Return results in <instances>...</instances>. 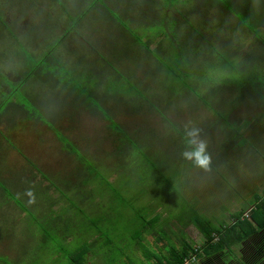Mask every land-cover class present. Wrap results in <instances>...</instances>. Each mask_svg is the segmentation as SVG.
Segmentation results:
<instances>
[{
  "label": "crops",
  "instance_id": "0c3cea01",
  "mask_svg": "<svg viewBox=\"0 0 264 264\" xmlns=\"http://www.w3.org/2000/svg\"><path fill=\"white\" fill-rule=\"evenodd\" d=\"M1 1L6 6V1ZM29 1L34 4L26 10L17 5L10 8L17 11L12 22L7 19L8 7L4 10L7 23L3 27L9 34L13 31L15 43L24 52H14L11 62H6L9 60L6 58V63L3 59L0 63V78L15 82L0 84V105L4 100L0 108V256L16 252L9 247L12 238H19V232L15 235L13 231L18 222L38 221L42 210L49 214L50 220H46L53 223L62 216L68 219L84 214L87 204L94 205L88 214L98 212L100 199L103 202L98 190L104 183L97 182L95 172L117 176L130 172L125 166L136 151L134 145L147 157L152 151L149 144L160 148L170 143L177 146L176 156L179 161L188 162L185 173L193 182L190 192L186 193L184 186L179 190L186 198H197L199 203L210 195V190L211 194L228 191L227 181L221 178L224 174L251 179L264 193L263 39L257 42V56L261 60L256 69L241 77L240 86L229 81L234 87L226 84L221 87L218 78L212 76V26H199V22L212 23L208 15L215 11L213 0H181L179 4L168 0ZM239 1L231 2L239 4ZM168 13L174 19L171 24L164 20ZM186 25L190 27L187 37L196 40H191L190 52H198L200 57L196 60H205L206 68H198V76L192 75L183 83L172 69L166 73L168 67L162 68L160 60L165 59L168 42L180 50ZM142 28L145 32L141 35L138 31ZM23 45L32 56L43 49L47 51L50 65L55 67L50 70V66L35 65L30 74L24 67L29 53L25 54ZM246 49L245 45L243 53ZM223 94L236 96L230 101V110L212 103V97L218 99ZM243 104L246 113L238 108ZM188 109L191 118L194 115L195 127L185 129ZM73 115L84 126L110 125L104 127L114 136L104 142L110 144L109 151L81 135L75 137L82 139L85 147H77L66 136V129L69 133L79 131ZM165 128L167 131L160 136L153 135L155 129L162 133ZM194 130L199 131L193 134ZM117 136L120 139L116 140ZM150 137L155 140L150 141ZM66 139L83 158L73 152ZM144 139L148 143L140 142ZM225 140L227 147L223 146ZM200 141L207 143L212 172L181 155L182 151H195ZM187 142L189 146L185 145ZM218 148L223 154L218 153ZM229 157L235 159L233 164L227 163ZM163 171L168 172V165ZM209 174H212L210 185L205 180ZM28 190L34 194L31 203L33 198L27 194ZM249 208L251 205L239 213L248 217ZM63 231L66 238L69 234ZM101 233L88 235L85 241L101 239Z\"/></svg>",
  "mask_w": 264,
  "mask_h": 264
},
{
  "label": "rangeland",
  "instance_id": "374dc122",
  "mask_svg": "<svg viewBox=\"0 0 264 264\" xmlns=\"http://www.w3.org/2000/svg\"><path fill=\"white\" fill-rule=\"evenodd\" d=\"M5 1L6 6H3V1L0 2V63H2V59L4 63L11 62L10 58L14 52L15 54H20L21 51L24 52L23 48L15 43L13 31L10 32V35L8 33L9 30L7 31L3 27V24L7 23V19L9 22H12V17L17 14V11H11L10 8H15L17 5L26 10L31 4H34L33 1L31 2L29 0ZM168 1L179 4L181 0ZM231 1L213 0V8H216L212 12V15L211 13L210 16L208 15L210 18L212 17L210 19L212 23L206 24L205 22H199V26L201 27L203 25L212 26V76L218 78L217 81L222 83L221 87L226 84L230 88L232 86L234 87L233 83L240 86L241 77L256 69L257 63L261 60L257 56L259 52L257 42L261 39L264 40V0H240L239 4H233ZM7 7L9 9L8 15L7 19H4V10ZM165 15H168V18L166 19L164 17V20L170 21L171 24L174 20L173 16L170 13ZM6 26L9 28L7 24ZM240 26H243L244 29H241L242 27ZM180 27L183 29V26ZM189 28V25H186L183 29L184 36L180 50L168 42L166 44L165 59L160 60L162 68L168 67L165 72H171L172 69L178 74L183 83L188 82L192 75L198 76V68H206L205 60H196V58L200 57L198 52H190L189 46L192 44L191 40L195 39L192 37L190 40L187 37L189 35L187 29ZM198 30L201 32L202 29L199 28ZM250 30L252 32L247 34ZM138 32L142 35L145 30L142 28ZM149 33L151 36H156L151 31ZM247 35L250 39H247ZM251 41L252 43L248 44ZM245 45L247 49L243 53ZM23 47L25 54L28 55L29 53L27 56L28 60L24 62V67L30 70V74L34 72L31 71L34 65L50 66V70L55 67V65H50L49 58H47L48 53L44 49L36 56H32L30 49L26 45H23ZM13 49L16 50L13 51ZM236 50L241 51L237 53ZM233 55H240V57H234ZM42 56L46 58H44L45 60L41 64H38L40 62L38 60ZM229 56H233V58ZM6 58L9 60L5 62ZM199 64H201L200 67L198 66ZM6 65L8 66L10 64L7 63ZM207 68L209 67L207 66ZM224 75L227 76L225 79H219ZM4 79L0 78V81L3 80L0 84H15L13 81H4ZM9 86L13 87L11 85ZM235 97L234 94H223L218 99L212 97V103L215 101L216 104L224 105L230 110V101ZM242 106L240 107L239 105L238 108H241V110L244 109V113H246V105L243 104ZM73 116L74 121L77 119L79 123V131L69 133L66 129V136L73 143H76L77 147L80 149H84L83 147H85L84 141L78 137L81 135L90 139V141L93 139V143L95 142L98 146L101 145V147H104V151H109L110 144H104V142L114 139V136L109 134L107 130H104V127L107 128L110 125H104L103 127V125L95 126L89 123L84 126L80 118L75 115ZM194 121V115L192 114L191 118L188 109V116H186L187 125H184V128L189 129L188 126L190 128L195 127L193 124ZM235 122H238V120ZM230 124L233 126L235 123ZM147 130H150L149 126ZM166 131L167 129L165 128L162 133H158V129H155L153 135L160 136ZM75 135H78L77 138ZM232 135L230 134L229 136ZM117 139H120V137L117 136ZM149 139L152 142L155 140L152 137ZM226 141L223 142V146L225 147L228 146ZM140 142L144 143L147 140L144 139ZM185 145L189 146L190 144L187 142ZM149 148L152 151L148 152V159L141 157L137 151H133L132 158L125 166V170H130V172H122L118 176L116 173L110 175L108 173L102 174L107 178L109 177L111 182L100 186L98 190V193L103 196V202L98 198L101 203L97 210L98 212L88 214L94 205L87 204L84 209V214L76 218L71 217L68 219L62 216L53 223L46 220H50L49 214L45 210H42L39 213L38 221L18 222V226L13 231L16 232L15 235H18L19 232V238H12L10 242L11 247H9L10 249L16 250V252L3 253V256H0V260L6 262V264L7 262L9 264H68L66 261V250H75V248L85 241L88 235L94 237L102 231V234L110 236L112 241L108 240L107 243V240L100 236L101 239H97L98 245L95 248L100 256H94L90 252L87 254L88 263L86 264H150L151 262L145 259L143 246L150 247L149 250L152 248L156 250L158 248L162 252V246L165 245V242H171L167 236L171 237L173 242L179 245V239L184 235L183 240L185 242L191 243L194 248L199 247L202 245L204 237L194 226V221L201 219L203 221L209 220L211 222L209 224L214 226L220 224L227 225L231 217L244 208H247L248 205L253 204L255 197L262 193L263 188L262 190L258 189V186H255L251 179L243 176L239 177L234 174L230 176L224 174L221 178L223 181H227V192L214 191L211 194L212 190H210V195L201 203L193 196L191 198L187 196L186 198L181 190H179V187L184 186L186 193L190 192L193 187V182L187 178V174L185 173L188 171V162L179 161L178 156H176L178 147L170 143L165 148L151 146L149 144ZM75 151L78 154V150ZM82 151L85 152V150ZM212 153H215V151L212 150ZM218 153L223 154L222 151H219V148ZM66 156H68L67 153ZM73 158L74 154L71 155L72 161ZM69 161L71 160L69 159ZM176 161H178V165H176ZM75 162L78 164V161ZM234 162L235 159L232 157L228 158L227 163L233 164ZM167 165L168 172L166 173L163 171V168H166ZM103 167H106L105 163H103ZM208 167L212 172V158ZM182 168H184V171H182ZM67 176L66 178H68ZM83 176L84 174L80 175V178H83ZM75 180H79L78 177ZM205 180L210 185L212 183V174H209ZM217 197L224 199L218 200ZM68 207L71 208V206ZM66 210L68 211V209ZM92 217H95V219ZM63 230H66L67 234H69L66 238L62 236V234H66ZM157 236H161L162 241L155 244L154 240ZM140 237L142 238L141 243L143 246H140L142 248H137L136 241ZM17 240L19 242L18 245H16ZM68 240L71 241L67 242ZM9 241L10 239L8 237ZM106 251H109L110 254L104 257ZM151 260L153 261V259ZM3 262L0 264H3ZM189 264H193V262L190 261Z\"/></svg>",
  "mask_w": 264,
  "mask_h": 264
},
{
  "label": "trees",
  "instance_id": "16d2710c",
  "mask_svg": "<svg viewBox=\"0 0 264 264\" xmlns=\"http://www.w3.org/2000/svg\"><path fill=\"white\" fill-rule=\"evenodd\" d=\"M44 58L46 57L42 56L39 58L38 61L40 62L38 64H41L45 60ZM2 105H0V108H2ZM66 143L73 152L77 153L75 151L77 149L67 139ZM134 147L141 157L148 159L143 151H138L135 145ZM79 152L78 150L77 156L83 158ZM89 164L92 165L91 163ZM92 171L95 172L94 166ZM95 175L97 176V182H103L105 185L110 183L108 182V178L99 172H95ZM249 210L248 217L243 216L242 212H238L232 217L230 223L220 225V227L209 224L211 223L209 220L203 221L198 219L194 221V226L204 237V241L199 247L194 248L191 243L185 242L183 235L179 239V245L174 243L171 237L167 236L171 242H165V245L162 246V252L158 248L156 250L153 248L149 250L150 247L143 246L141 243L142 236L136 241L137 248L140 246L144 247L145 259H148L151 262L150 264H183L186 260L192 259V256L193 264H264V193L255 197L254 203L251 204ZM206 222L208 223L205 224ZM100 236L107 240V243L108 240H111L110 236L106 234ZM97 241V239H94L92 242L84 241L75 250H66L67 263L86 264L88 262L87 254L90 252L94 256H100L95 249ZM160 241H162L161 236H157L154 240L155 244ZM144 245L146 244L144 243ZM109 254L110 252L106 251L104 257ZM3 264H6V262H3ZM7 264L9 263L7 262Z\"/></svg>",
  "mask_w": 264,
  "mask_h": 264
},
{
  "label": "clouds",
  "instance_id": "9594fccd",
  "mask_svg": "<svg viewBox=\"0 0 264 264\" xmlns=\"http://www.w3.org/2000/svg\"><path fill=\"white\" fill-rule=\"evenodd\" d=\"M198 131L199 130H194L193 134H195V132H198ZM206 148H207V143L205 141H200L198 148L194 152L189 153L188 151H182L181 155L184 159L193 160L194 164L197 167H200V168L207 170V168L211 162V157L206 152ZM27 194L33 198L29 202L30 203L33 202L34 201L33 192L31 190H28ZM246 217H247V215H246Z\"/></svg>",
  "mask_w": 264,
  "mask_h": 264
},
{
  "label": "built area",
  "instance_id": "2783aa9c",
  "mask_svg": "<svg viewBox=\"0 0 264 264\" xmlns=\"http://www.w3.org/2000/svg\"><path fill=\"white\" fill-rule=\"evenodd\" d=\"M192 259H193V256H192ZM192 259H190V260H186L183 264H189L190 261H192Z\"/></svg>",
  "mask_w": 264,
  "mask_h": 264
}]
</instances>
